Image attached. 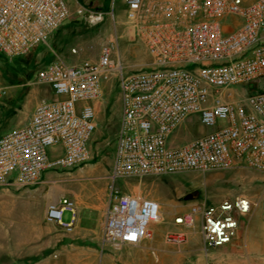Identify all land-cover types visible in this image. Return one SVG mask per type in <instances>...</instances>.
<instances>
[{
	"label": "built area",
	"instance_id": "obj_1",
	"mask_svg": "<svg viewBox=\"0 0 264 264\" xmlns=\"http://www.w3.org/2000/svg\"><path fill=\"white\" fill-rule=\"evenodd\" d=\"M121 2L131 39L149 56L145 69L124 72L128 65L116 37L100 47L94 61L66 63L55 56L38 69L34 82L47 85L51 96L34 105L23 125L0 135V187L29 186L45 170L86 162L96 104L103 82L112 77L119 80L120 98L113 179L239 168L264 179V0ZM69 15L66 0H0V54L21 56L46 43ZM81 50L73 46L70 53L79 58ZM233 85L245 90L230 100ZM5 94L0 85V98ZM190 122L211 130L175 143L172 135ZM110 193L103 242L115 248L141 245L163 218L160 203L116 188ZM73 206L59 199L47 207L45 219L59 221ZM251 208L246 193L216 203L195 200L173 223H198L208 252L233 242L239 218ZM206 264L224 263L210 258Z\"/></svg>",
	"mask_w": 264,
	"mask_h": 264
},
{
	"label": "rangeland",
	"instance_id": "obj_2",
	"mask_svg": "<svg viewBox=\"0 0 264 264\" xmlns=\"http://www.w3.org/2000/svg\"><path fill=\"white\" fill-rule=\"evenodd\" d=\"M66 3L70 15L55 30L50 42L40 43L21 56L0 55V85L6 87V94L0 98V135L23 125L36 102L46 97L43 85L34 81L38 69L51 56L75 46L82 48V59L94 61L100 47L116 37L120 59L123 64L130 65L124 72L145 69L137 63H146L149 56L129 37L121 0H66ZM93 13L100 14L101 19L94 20ZM229 90L233 94L229 99L234 100L245 88L233 85ZM96 113V129L89 141V159L78 166L45 170L38 181L46 182L44 194L56 188L79 197L98 193L105 198L111 194V188H116L123 193L156 199L161 205L163 219L151 225L152 236L139 246L115 248L106 244V259H99L95 264H206L210 258L225 259L229 252L233 257L224 264H264V179L260 173L239 168L204 175L184 172L113 179L111 169L120 121L117 77L103 82ZM199 134L198 123L190 122L187 128L172 136L175 143L183 144L184 140ZM56 150L58 148H52ZM242 193L251 196L252 208L249 214L239 218L238 239L236 236L233 244L236 240L238 243L229 247L228 252L221 249L205 252L198 223L189 228L173 223V218L195 200L216 203ZM187 195L191 197L186 198ZM3 202L9 208V200L3 199ZM71 213L66 209L62 219H70Z\"/></svg>",
	"mask_w": 264,
	"mask_h": 264
},
{
	"label": "crops",
	"instance_id": "obj_3",
	"mask_svg": "<svg viewBox=\"0 0 264 264\" xmlns=\"http://www.w3.org/2000/svg\"><path fill=\"white\" fill-rule=\"evenodd\" d=\"M54 32L55 30L50 33L49 42L54 38ZM131 35L132 31L129 29L130 38ZM55 56L66 63L81 59L72 55L70 49ZM55 56H51L49 61ZM137 64L142 66L145 62ZM43 87L47 93L44 98L50 97V88L47 85ZM210 130L198 125L200 134ZM45 183L15 186L21 188L18 190L8 186L0 187V264H95L99 259L104 261L108 253L102 240V230L105 213L111 204L110 194L105 198L98 193L79 197L57 189L55 202L68 199L74 206L65 208L59 221H47L45 214L47 207L53 203V197L47 192L44 194ZM3 199L9 200V208L3 205ZM66 209H70L72 213L70 219L63 220ZM237 243L238 240L218 249L228 252L229 247H235ZM227 254L225 259H214L228 263L233 255L230 252Z\"/></svg>",
	"mask_w": 264,
	"mask_h": 264
},
{
	"label": "bare ground",
	"instance_id": "obj_4",
	"mask_svg": "<svg viewBox=\"0 0 264 264\" xmlns=\"http://www.w3.org/2000/svg\"><path fill=\"white\" fill-rule=\"evenodd\" d=\"M56 194H57V189L56 188H51L50 193H49V196L53 197V201H52L53 203L57 200V195ZM162 219L163 218L159 219L158 222L162 221ZM149 231H150V236H152V230H151V228L149 229Z\"/></svg>",
	"mask_w": 264,
	"mask_h": 264
},
{
	"label": "water",
	"instance_id": "obj_5",
	"mask_svg": "<svg viewBox=\"0 0 264 264\" xmlns=\"http://www.w3.org/2000/svg\"><path fill=\"white\" fill-rule=\"evenodd\" d=\"M191 196L190 195H187L186 198H190Z\"/></svg>",
	"mask_w": 264,
	"mask_h": 264
},
{
	"label": "trees",
	"instance_id": "obj_6",
	"mask_svg": "<svg viewBox=\"0 0 264 264\" xmlns=\"http://www.w3.org/2000/svg\"><path fill=\"white\" fill-rule=\"evenodd\" d=\"M0 55H2V54H0Z\"/></svg>",
	"mask_w": 264,
	"mask_h": 264
}]
</instances>
